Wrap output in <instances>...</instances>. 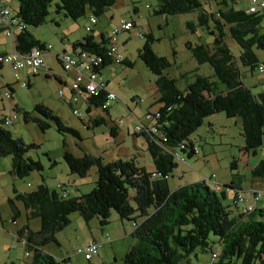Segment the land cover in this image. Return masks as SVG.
Segmentation results:
<instances>
[{"label":"trees","instance_id":"obj_1","mask_svg":"<svg viewBox=\"0 0 264 264\" xmlns=\"http://www.w3.org/2000/svg\"><path fill=\"white\" fill-rule=\"evenodd\" d=\"M200 1L157 0L154 15L165 18L189 13L200 9ZM16 2L15 16L24 28L15 36L14 49L26 53L33 46L40 47L27 33V27H37L44 23L50 7L54 13H62L72 21L88 15L95 24L96 19L113 6L116 0ZM231 2V5H226L225 0H222L216 3V10L209 13L201 11L198 14V25L210 29V47L186 45L197 65H208L213 81L198 75L182 90H178L173 80L165 75L167 61L152 53L150 44L153 39L149 33L144 35V41L136 51V58L155 76L153 84L159 95L156 100L158 107L152 117L155 127L166 137V147H177L179 151H184L187 147L189 155L195 154L188 137L203 119L217 113L227 119H235L239 124L245 153L253 154L264 146V91L254 93L244 86L242 72V68H247L250 75L264 74V63L259 64L253 53L254 49L264 50V12L248 13V0L245 9L243 6L236 9V0ZM132 26L134 27L133 22ZM187 27L191 29L190 24ZM90 32L72 43L70 52L80 50L93 54L100 60L99 71L116 64L106 54L108 40L101 37L99 43H95ZM121 33L124 32L118 34ZM117 36L115 48L121 57L117 64L131 67L124 62L117 50ZM141 37L140 35L139 38ZM225 39L232 41L238 48L237 58L229 52ZM103 96L104 93L101 92L90 98L88 107L101 108ZM88 107L84 110L85 114L89 113ZM107 109L102 110L106 112ZM12 111L18 113L15 108ZM32 113L33 115L21 112L22 121L33 123L40 132L47 130L51 123L58 135L78 140V134L61 123L47 107L36 104ZM101 125L105 123L93 120L90 126ZM2 126L5 125L0 119V158L9 159V174L23 178L30 172L41 171L38 161L25 156L38 146L25 144L20 137H13ZM109 130V135L113 137L112 128ZM133 135L144 138L155 171L153 175L138 167L131 159L105 163L101 157L83 152L76 157L67 151L66 144L62 141L61 160L69 174L82 178L90 168L95 169L94 187L91 191L78 197H66L43 184L27 193L12 190V197L7 199V203L14 214L17 215L13 202H19L25 211L26 220L39 221L36 232L29 231L25 226L17 237L18 243L24 242L22 248L25 252L31 253L29 264L64 262H56L52 257L41 253L40 249L48 243L56 244L54 237L69 225L70 214L76 213L83 222L96 218L98 225L104 227L111 211L120 222L129 221L134 226L130 236L135 244L124 254L122 264H176L195 250L208 252L209 255L217 252L212 264H264V210L253 209L247 214L238 212V216L231 217L232 211L221 204L222 195L208 188L203 181L170 191L165 179L176 168L170 154L172 150L163 151L164 145L160 146L144 132L134 131ZM235 164V161L230 163V171L235 170ZM249 173L251 178L264 180V158L259 159ZM229 187L233 188V185L230 184ZM234 207L237 208L235 204ZM242 217L244 220L239 223Z\"/></svg>","mask_w":264,"mask_h":264},{"label":"rangeland","instance_id":"obj_2","mask_svg":"<svg viewBox=\"0 0 264 264\" xmlns=\"http://www.w3.org/2000/svg\"><path fill=\"white\" fill-rule=\"evenodd\" d=\"M220 1L222 0H201V7L198 10L163 18L162 16L154 15L157 9V0H116L113 6L107 8L96 19L98 24L92 27L88 24V15L72 21L64 17L62 13H54V10L50 7L44 23L37 27H27V31H30L36 37L53 38L52 40L59 46L57 42L61 34L66 33L70 39L81 37L80 34L84 31V27L87 26L88 29L93 28L96 33L94 34L97 35L98 30L104 32L103 27L110 23V15L116 21L118 18H128L132 15V7L137 10V13L132 15L135 20V26L127 34L119 35L120 39L125 41L123 44L118 45L119 53H122V56L126 55L134 64L131 67L113 64L102 71L103 78L109 83L108 88L111 89L116 97L115 102L108 109L110 120L106 119L105 125L90 127L86 123L87 115L84 112L85 106L83 104L59 105L56 102L58 100L56 98V90L60 89V87H56L57 84L53 78H41V81H33L32 86L29 88H20L17 84H13L14 80L8 64L2 63V67H0V119L8 118L10 120V124L2 126V128L7 130L13 137H20L25 144L32 143L38 146L37 149L28 151L25 156L33 161H38L42 169L39 172H30L23 178H16L9 174V159L0 158V224L3 225V227L0 226V264L26 263V259L23 257L25 250L12 235L16 227L11 226V222L14 217L18 224L17 227H19L22 223L33 220H25L21 215L18 217L14 214L13 209L7 203V199L12 197V190L27 193L33 191L38 185L43 184L49 189L53 188L56 192H59L54 186L56 183H61L59 181L62 180L65 183L63 188L65 191L70 190L74 196H79L87 194L94 187V168H90L82 178L69 174L61 160L63 152L62 141L65 142L66 149L70 153H78V149L74 148L73 142L78 147L81 146L83 149H88V153L91 155L104 152L103 158L105 157V161L116 157L118 152L121 153L122 157L129 152L140 154L138 151L135 152L133 150L134 146L136 148L143 146L141 138L136 137L137 143L133 146L132 132L130 131L133 130L138 121L140 123L146 121L143 115L155 109V101L159 95L158 91H154L151 88L155 76L150 74L136 58V51L141 47L144 35L148 33L151 35L153 39L150 44L151 51L155 56L162 57L167 61L168 68L165 70V75L173 80L174 86L178 90H182L198 75L207 77L210 81L214 80L208 65H197L191 58L190 51L186 45L209 46L211 44L212 36L208 33L210 29L200 27L197 23V17L201 11L209 13L212 10H216V3ZM236 1L234 8H241L244 1ZM225 2L226 5H231L232 3L231 0H225ZM9 5L16 9V0H10ZM187 24L191 25V29L187 27ZM70 25H72L71 28L69 27ZM146 25L150 27V32H148ZM75 26L76 28H74ZM209 27H211V24H209ZM86 34H89V32L86 31ZM138 35L142 37L139 38ZM224 42L231 55L237 58L239 50L235 44L229 39H225ZM8 47L9 41L0 33V56L6 55L2 51ZM253 53L257 62L263 64L264 50L254 49ZM242 72L244 86L249 87L254 93L264 91V74L254 73L250 75L247 68H242ZM5 84H13L14 94L12 95V101L17 103L18 106V102H20L23 109L30 115H33L32 109L35 105L33 101L36 98L40 96L48 97L50 100L54 99V104L58 108V112L55 115L61 123L78 134V140L72 139L67 135H58L51 123H49V128L44 132H40L31 122L24 123L19 112H12L10 102L3 97V92H8L4 87ZM62 92L64 95L67 94L66 89L62 88ZM135 99L137 101L132 102ZM73 110L79 111V115H72ZM95 112L104 116L100 111L93 109L92 114ZM206 120L214 123L213 127H208ZM116 121H119V123L122 121V124L119 125L120 129H124L129 124L128 136L123 135L119 138L117 145L113 143V137L108 133V127L113 125V122L116 123ZM235 121V119H225L222 114L203 119L200 126L188 137L193 143L197 154L189 155L187 147H185L184 151H177V155L183 160L177 158V166L172 171L173 177L170 178V185L177 183L178 180L182 183L181 185H184L185 183H191L194 179V183L205 180L206 186L211 188L210 185L213 183L209 180H212L213 177L221 181L228 179L229 173H233L229 170V165L232 161L238 162L240 158L239 151L243 144L242 137L239 134V124ZM248 154L251 160L253 157L250 153ZM144 156L149 164L150 158L148 154L146 153ZM261 158H264V146L256 150L255 160L258 161ZM139 161L142 162L143 159H139ZM52 162L56 164L51 165ZM239 166L238 164L237 172L243 176L244 180L248 179L247 168ZM62 168L66 170V174L75 179L76 182L74 184L70 180L68 182L63 180ZM180 175L181 178L177 179V176ZM244 180L242 188L246 187ZM223 186H227V184ZM75 190L77 191L75 192ZM223 192L226 194V199L221 204L223 206L226 204L230 205L228 209L231 210L232 192L227 190ZM216 193L219 194L218 192ZM243 196H245L244 193ZM13 204L16 203L13 202ZM107 223L104 227H100L94 220L85 224L76 213L70 214L69 225L55 235L57 244L48 243L45 252L53 255V259L56 262L63 260L62 264H122V252L126 251L129 238L126 237V240L117 242L116 238L118 235L120 234V237L123 236L120 233L121 225L113 211L110 212V218L107 219ZM123 225H127L128 228L127 223L123 222ZM100 229L108 231L106 233L110 241L109 244H112V242L116 243H114L112 248H109L108 243L105 244L97 257L94 256L89 262H86L80 254L75 252L85 245L83 241L87 239L91 241L89 233L93 235V238L98 239L97 241L102 239L104 234H100ZM75 232L80 235L74 234ZM208 260V252L204 253L195 250L187 257L180 259L176 264H208Z\"/></svg>","mask_w":264,"mask_h":264},{"label":"crops","instance_id":"obj_3","mask_svg":"<svg viewBox=\"0 0 264 264\" xmlns=\"http://www.w3.org/2000/svg\"><path fill=\"white\" fill-rule=\"evenodd\" d=\"M244 1V4H243V8L245 9V7L247 6V0H243ZM237 2V1H236ZM9 3H10V0H8V6L10 7V5H9ZM11 9H13V11L15 12L16 11V9H14V8H12V7H10ZM16 13V12H15ZM131 13H132V15L133 14H136L137 13V10L134 8V7H132V10H131ZM132 15H130L128 18H125V17H122V18H118L116 21L115 20H113V16L112 15H110L109 16V20H110V23H107L103 28H104V32H102V31H100V30H98L97 31V35H95L96 33H95V31H94V29L93 28H89L88 29V27L86 26V27H84V31L80 34V36L81 37H75L74 39H70L69 38V36L66 34V33H64V34H61V36H59V38H58V42H57V44H59V46H57L56 45V42L54 41V40H52L53 38H49V39H47V38H40V37H36L33 33H30V31H27V29H26V31H27V33L31 36V38L35 41V42H37V43H39V46L41 47V48H43V50L45 51L44 53H43V62H44V66L36 73V74H34V75H31V74H28V73H22L21 74V81H23V82H25L26 83V85H25V87L24 88H29L30 86H32V83H33V81H35V82H38V81H41V78H44V79H49V78H53L54 79V81L56 82V84H57V86L56 87H60V89H57L56 90V92H58L59 90L61 91V93H62V96H63V98H58V96H56V98H58V100H56V102L59 104V105H65V104H67L68 106H70L71 104H74V105H77V104H83L84 106H85V108L86 107H88V104L86 103V101L84 100V98L82 97V96H79L75 101H72V99L74 98V96L70 93V91H69V89H68V87H69V85H70V83H71V81H72V78H73V72H71V71H69V72H64L62 69H61V67H60V65H59V63L57 62V57L61 54V53H64V52H70V50H71V45H72V43H74L75 41H78V40H80L83 36H85V35H87L86 34V31L87 32H89V31H91L90 32V35H91V37H92V39H93V41L95 42V43H99V41L101 40V37H102V39H107V35H108V33H109V31L120 21V20H123V19H126V20H131L132 22H133V25L135 26V20L132 18ZM88 24L92 27V26H96L97 24H98V21H96L95 22V24H91V23H89V21H88ZM263 26H264V23H263ZM70 28L72 27V25H70L69 26ZM68 27V28H69ZM74 28H76V26L74 27ZM146 28H147V30H148V32H150V27L148 26V25H146ZM0 33H2V35H3V37L6 39V40H8L9 41V47L7 48V49H4L2 52H3V54H10V53H13V52H17V51H15V49H14V45H15V37L14 38H10V37H7L5 34H4V32L3 31H0ZM95 33V34H94ZM121 34H127L126 32H124V33H121ZM121 34H118V36H117V50H118V52H119V49H118V45L119 44H123L124 43V39H120V36L119 35H121ZM80 38V39H79ZM120 40V41H119ZM47 45H49L50 46V48L49 49H46V46ZM33 47H35V46H33ZM32 48V47H31ZM30 48V49H31ZM29 49V50H30ZM28 50V51H29ZM18 53H20V52H18ZM120 55L122 56V53H120ZM123 57V60H124V62H127V63H129L131 66L134 64V62L133 61H131V59H129L128 57H126V55H123L122 56ZM110 65H108L107 67H109ZM121 66V65H120ZM0 67H2V64H0ZM8 67V66H7ZM106 67V68H107ZM122 67H124V66H122ZM105 68V69H106ZM104 69V70H105ZM104 70H102V71H104ZM102 71H100V75H101V77H102V79L105 81V83H106V90H108L109 92H112L111 91V89H109L108 88V86H109V83L107 82V80L106 79H104L103 78V76H102ZM59 72H60V74H59ZM43 81V80H42ZM13 84H17L18 86H19V82H15V81H13ZM13 84H11V85H8V84H5L4 85V87L7 89V90H9L10 92H11V99L10 100H8V102H10V106H11V111H12V109L13 108H15V110H18V112H19V115L21 116V112H26L24 109H23V106L20 104V102H18V104H19V106L17 105V103H15V102H13L12 100H13V97H12V95L14 94V88H12V85ZM69 84V85H68ZM2 86V85H1ZM68 86V87H67ZM20 87V86H19ZM20 88H22V87H20ZM62 88L63 89H66L67 90V94H63V92H62ZM151 88L154 90V91H156V89H155V86H154V84L152 83V85H151ZM113 93V92H112ZM158 98V97H157ZM157 100V99H156ZM55 100L54 99H49L48 97H40L39 96V98H36V100H34L33 102H34V104L36 105V104H41V105H43V106H45V107H47L54 115L56 114V112H58L57 111V106H56V104H54L55 102H54ZM135 101H137L136 99L133 101L132 100V102H135ZM156 102V101H155ZM112 106V105H111ZM110 106V107H111ZM109 107V108H110ZM158 107V105L157 104H155V109L153 110V111H148L147 113H152V112H154L155 110H156V108ZM89 108V113L88 114H86L87 115V120H86V123L90 126L91 125V122L93 121V120H95V121H99V120H101L102 122H104L105 123V120L107 119V120H110L109 119V112H108V109H107V111L105 112V111H103L101 108H92L91 106H89L88 107ZM96 110V111H100V113H102L104 116H101L98 112H95L94 114H92V110ZM85 110V109H84ZM12 112H14V111H12ZM217 114H219V113H217ZM145 115H146V113H145ZM145 115H143V117H144V119H145ZM214 115H216V114H214ZM214 115H211L212 117L214 116ZM56 116V115H55ZM57 117V116H56ZM210 117V116H209ZM58 118V117H57ZM208 118V117H207ZM225 118V117H224ZM143 119V120H144ZM225 119H227V118H225ZM146 120V119H145ZM207 121V126L208 127H210V126H212L213 127V125H214V123H211L210 121H208V120H206ZM214 122V121H213ZM140 122L138 121L137 122V124H139ZM120 124H122V121H120V123H119V121L117 122L116 121V123L115 122H113V125H111V126H109L108 127V133H109V129L110 128H112V131L114 132V136H113V143L115 144V145H117L118 143H119V138H121L123 135L124 136H128V132H129V129H128V126H129V124L127 125V126H125L124 127V129H120L119 128V125ZM136 124V125H137ZM140 124H143V125H146V124H148V121L146 120V121H144L143 123L141 122ZM235 125H236V123H235ZM91 127V126H90ZM135 128V127H134ZM134 128H133V130L132 131H130V132H132V135H131V138H132V141H133V146H134V144H136L137 143V139H136V137H140L141 138V141H142V144H143V146H140V148H136L135 146H134V150L133 151H135V152H139L140 154H134V153H132V152H129V153H127V154H125L124 155V157H122V155H121V153H117V155H116V157H114L113 159H110L109 161H105V157L103 158V156H104V152H100V153H97V154H95V155H91L90 153H88L89 151H88V149H83L81 146L80 147H78L77 145H76V143L75 142H73V146H74V148L75 149H78V153H72L74 156H76V157H79L81 154H82V152L83 153H86V154H89V155H91V156H99V157H101V159L103 160V162H105V163H107V162H112V161H115V160H117V159H120V160H127V159H131V160H133L134 161V163L138 166V167H142L146 172H148V173H150V174H154L155 173V171H154V167H153V165H152V161H151V159H150V162H149V164H148V160L145 158V156H144V154H148V151H147V147H146V143H145V140H144V138H142L141 136H135V135H133L134 134ZM188 141L189 142H191L189 139H188ZM192 143V142H191ZM161 146V145H160ZM192 146H193V143H192ZM159 148H161V147H159ZM163 148V151L164 150H168V149H171L172 150V152H176L177 153V151H179V149L177 148V147H166V146H164V147H162ZM193 149H194V152H195V154H197V152H196V149H195V147L193 146ZM113 155V154H112ZM111 155V156H112ZM192 155H194V154H192ZM250 155H252V159L250 160L249 159V154H247V153H245L244 151H243V144H242V147L240 148V151H239V156H240V158L238 159V164L240 165L239 167H241V168H247V170H248V173L250 172V170L257 164V162L259 161H256L255 160V156H256V151L253 153V154H250ZM111 156H110V158H111ZM148 156H149V154H148ZM263 156V155H262ZM150 158V157H149ZM139 159H143V161L142 162H140L139 161ZM183 160V159H182ZM176 161L177 160H175L174 159V162H175V164H176ZM235 164V166H234V168H235V170L234 171H232L233 173L231 174V173H229V177H228V179H226V180H223V181H221L220 179H215L213 176V180L216 182V183H218L219 185H221V187L224 185V184H227V188H224V187H222L221 188V190L218 192V193H220L221 195H222V199H221V202L222 201H224L225 199H226V194L223 192V191H228V192H232L231 194H232V199H231V201H232V203H231V206H232V209H231V211H232V215H231V217H236V216H238L239 214H238V209L236 208V207H234V203H233V199H234V194L235 193H239V194H241L242 195V197H243V199H244V204H248V205H252L253 207H254V209H261V210H264V201H263V199H264V180L263 179H260V178H251V176H250V173H249V177H248V179H246V180H244L243 179V176H241L238 172H237V170H238V164ZM56 163L55 162H52L51 163V165H55ZM249 164V165H248ZM148 166V167H147ZM177 166V165H176ZM64 168H62V170H61V172H62V177L64 178L63 180H65V182H68V180H70L73 184L76 182L75 181V179H73V178H71L70 176H69V174H66V170H63ZM173 173V172H172ZM171 173V174H172ZM182 174V173H181ZM234 175H236L235 177H234ZM173 177V174L172 175H169L168 176V178H166L165 180H166V184H167V187H168V189L170 190V191H173V190H175V189H177V188H179V187H181V186H184V185H188V184H192V183H194V179L191 181V183H185L184 185H181L182 183L178 180L177 181V183H174V184H171L170 185V178H172ZM178 178L177 179H179V177L181 178V175L180 176H177ZM191 180V179H190ZM243 180H244V182H246V187H244V188H242V182H243ZM203 181V180H202ZM59 182H61V183H56L55 184V188L56 189H58L59 190V192L58 193H60L61 195H63V196H66V197H78V196H74V194L72 193V191H70V190H68V191H65V189H63L64 188V186H65V183H63L62 182V180L61 181H59ZM204 182V184H205V181H203ZM213 184H211L210 185V187L212 188V186L214 185V182L213 181H211ZM197 183V182H196ZM230 184H232L233 185V188H231V187H229V185ZM206 185V184H205ZM210 188V189H211ZM53 189V188H52ZM235 189H238L237 190V192H235L234 193V190ZM54 190V189H53ZM17 191V190H16ZM77 190H75V192H76ZM17 192H19V193H23V192H20V191H17ZM243 193L245 194V196H243ZM256 193H259V196L257 197V198H254V195L256 194ZM225 207H229L230 205H224ZM14 207H15V209H16V213H17V216L19 217L20 215L26 220V217H25V211H24V209L22 208V205L19 203V202H16V204H14ZM109 218H110V215H109ZM91 220H94V221H96L97 223H98V221L96 220V218H92V219H90L88 222H84L85 224H87V223H89ZM243 217L240 219V221H238L239 223L240 222H243ZM117 221L120 223V225H121V234H122V236L123 237H120L119 235H118V237L116 238L117 239V242L119 241V242H121L122 240L124 241V240H126V237L127 238H129V243H128V247H127V249H126V251H123L122 252V258H123V256H124V254L135 244V240L130 236V233H131V231H132V229H133V223L132 222H129V221H122V222H120L118 219H117ZM0 222H1V220H0ZM83 222V221H82ZM123 222H125V223H127L128 224V228H127V225H123ZM108 224V223H107ZM17 221H16V219L15 220H12V222H11V226H15L16 228L14 229V232H12V235L14 236V238L16 239V241H17V237L19 236V233L21 232V230H23V228L25 227V226H27V228H28V230L29 231H31V232H36L37 230H38V228H39V221L38 220H36V219H33V220H31L30 222H24V223H22L19 227H17ZM0 226H2L3 227V225L2 224H0ZM24 231V230H23ZM106 231L107 230H103V229H100L99 230V232H100V234L102 235V234H104V236L102 237V239H99V241H97L98 239H95V238H93V235H91V233H89L90 235V240L91 241H89L88 239L87 240H85V241H83V244H86V243H88V242H96V243H102V246H101V248L99 249V251L103 248V246L105 245V244H107L108 243V245H109V248H112V246L114 245V243H116V242H112V244H109L110 243V241H109V239H108V237H107V233H106ZM108 232V231H107ZM74 234H76V235H80L79 233H77V232H75ZM117 236V235H116ZM56 237V236H55ZM54 237V238H55ZM55 241H56V244H57V239L55 238ZM48 245H45V246H43L41 249H40V251H41V253H43V254H46V255H48V256H50V257H52L53 258V255H51L50 253H48V252H45V248L47 247ZM215 247V246H214ZM213 247V248H214ZM212 248V249H213ZM99 251H98V253H99ZM97 253V256L99 255ZM96 256V257H97ZM23 257L26 259V263L25 264H29L30 263V261H31V253L30 252H28L27 253V255L25 256V253H24V255H23ZM67 259V258H66Z\"/></svg>","mask_w":264,"mask_h":264},{"label":"built area","instance_id":"obj_4","mask_svg":"<svg viewBox=\"0 0 264 264\" xmlns=\"http://www.w3.org/2000/svg\"><path fill=\"white\" fill-rule=\"evenodd\" d=\"M247 12H264V0H248ZM93 22L94 20L89 18V23L93 24ZM23 28L24 27L18 22L13 9L8 6V0H0V31H3L7 37L14 38ZM132 28V22L123 19L120 20L108 34L106 54L107 56H110L111 60L116 64L121 61V57L116 53V36L119 32H130ZM138 37H140V35H138ZM49 48L50 46L47 45L46 49ZM44 52L45 51L41 47H32L26 53L13 52L0 56V64H8L12 72L13 80L15 82H19V86L23 88L25 87L26 83L21 81V74L24 72L31 75L36 74L44 66ZM57 61L64 72H73V78L68 87L70 93L74 96L72 101H75L79 96H82L87 103L90 98L96 97L102 92L104 93V100L101 105V109H107L115 102L116 97L112 92L106 90V83L102 79L100 71L98 70L100 61L99 58L93 54L76 50L70 53H61L57 57ZM57 96L58 98H63L60 90L57 92ZM3 97L6 100H10V91L8 90V92H3ZM153 114L154 112L146 113L145 119L148 121V124L143 125L139 123L135 126L134 131L136 133L144 132L148 134L153 138V140H155L157 144L162 146L166 144V137L163 136L155 127L152 117ZM72 115H79V111L73 110ZM2 124L8 126L10 124V120L8 118H3ZM170 154L175 160L180 158L175 151L170 152ZM180 160H182V158H180ZM209 181L214 182V185L211 188L214 192H219L223 187L216 183L213 178ZM258 196L259 193H256L254 198H257ZM234 204L237 206L238 212L241 214H247L254 209L252 205L244 204V199L239 193L234 194ZM19 244L21 247L24 246L23 241H21ZM101 246L102 243H96L93 241L88 242L82 248L76 250L75 253L80 254L83 260L90 261L94 256H97ZM217 254V252H214L209 255L208 264H212V262L216 259ZM26 255L27 253L25 252V256Z\"/></svg>","mask_w":264,"mask_h":264}]
</instances>
